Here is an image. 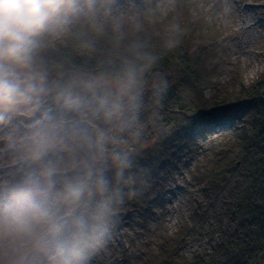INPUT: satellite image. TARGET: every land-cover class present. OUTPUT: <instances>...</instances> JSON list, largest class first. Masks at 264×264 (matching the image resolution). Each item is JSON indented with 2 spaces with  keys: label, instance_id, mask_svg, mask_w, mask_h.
<instances>
[{
  "label": "clouds",
  "instance_id": "obj_1",
  "mask_svg": "<svg viewBox=\"0 0 264 264\" xmlns=\"http://www.w3.org/2000/svg\"><path fill=\"white\" fill-rule=\"evenodd\" d=\"M184 32L178 0H0V264L107 250L151 187L161 65Z\"/></svg>",
  "mask_w": 264,
  "mask_h": 264
},
{
  "label": "rangeland",
  "instance_id": "obj_2",
  "mask_svg": "<svg viewBox=\"0 0 264 264\" xmlns=\"http://www.w3.org/2000/svg\"><path fill=\"white\" fill-rule=\"evenodd\" d=\"M230 3L232 12L224 15L225 0H178L185 26L181 44L193 56L195 67L198 65L204 78L200 82L201 100L189 86L177 85L174 78L168 77L170 90L160 107L156 128L149 129L155 144L143 161L179 124L199 120L201 111L213 110L218 99L244 96L242 89L250 88L263 74L264 0H230ZM236 112L229 110L217 115L224 118L235 116ZM245 115L238 120L226 118L223 123H211L197 134L192 149L175 153L166 173L157 182L152 180L148 190L152 201L149 212H125L120 228L95 264H142L150 257V251H157L160 241L169 235L183 238L179 250L184 255L210 249L208 238L197 235L201 226L192 230L191 223L196 212L206 209V227L213 213L225 206L224 197L231 185L221 184L217 190L210 187L207 192L208 174L220 156L221 146L237 135L235 131L241 130L245 121L252 125L251 118ZM238 179L235 176L233 182L241 181ZM261 263L264 264V258Z\"/></svg>",
  "mask_w": 264,
  "mask_h": 264
},
{
  "label": "trees",
  "instance_id": "obj_3",
  "mask_svg": "<svg viewBox=\"0 0 264 264\" xmlns=\"http://www.w3.org/2000/svg\"><path fill=\"white\" fill-rule=\"evenodd\" d=\"M62 54L78 59L71 41L62 49ZM161 69L168 77L174 78L175 80H172L177 85L189 86L201 100L200 82L204 78L198 65L195 67L193 56L183 44L165 57ZM241 92L245 95L236 94L226 100H216L213 110L201 111L197 117L199 120L179 124L171 134L161 139L155 152H150L149 158L142 161L151 169L152 180L157 182V178L166 173V167L169 166L171 158L176 156L175 153L192 149L197 134L203 132L211 123H223L226 118L242 119L245 114L251 118V126L245 121L242 128L239 127L241 130L235 131L237 135L221 146L218 150L220 156L215 159L208 174L207 192H210V187L217 190L221 184L231 185L227 197H224L225 206L220 212L213 213V218L206 227V209L196 212L191 223L192 230L193 227L201 226L197 235L208 238L210 249L192 256L184 255L179 250L183 238L169 235L160 241L157 251H150V257L142 264H262L260 256L264 253V72L250 88H244ZM243 104L245 106L240 107ZM201 106L199 108H202ZM229 110H236L235 114H238L224 118L217 115ZM235 176L241 181L234 183ZM151 206L152 201L147 191L143 198L128 204L125 212L145 211L144 214H147Z\"/></svg>",
  "mask_w": 264,
  "mask_h": 264
},
{
  "label": "water",
  "instance_id": "obj_4",
  "mask_svg": "<svg viewBox=\"0 0 264 264\" xmlns=\"http://www.w3.org/2000/svg\"><path fill=\"white\" fill-rule=\"evenodd\" d=\"M264 258V253L260 256V260Z\"/></svg>",
  "mask_w": 264,
  "mask_h": 264
}]
</instances>
